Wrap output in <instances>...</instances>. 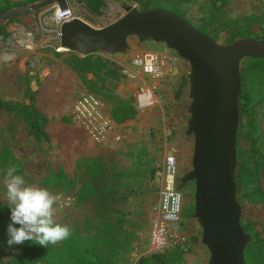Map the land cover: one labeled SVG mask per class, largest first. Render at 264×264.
Here are the masks:
<instances>
[{"label":"rangeland","instance_id":"obj_1","mask_svg":"<svg viewBox=\"0 0 264 264\" xmlns=\"http://www.w3.org/2000/svg\"><path fill=\"white\" fill-rule=\"evenodd\" d=\"M9 1L28 4L39 0ZM65 1L66 5L73 9L74 17L95 27H100L120 16L123 13L122 5H133L138 10L144 8L137 2L126 0H97L101 6L100 13L95 14L87 9L83 0ZM263 3L264 0H231L228 11L232 16L259 13ZM202 6L197 1H192L179 4V9L194 23H198ZM51 8L52 6H49L28 15L16 17L12 21H6L5 28L11 32V35L7 39L0 36V101L1 104L8 105L0 106V200L6 203L8 201L3 180L10 158L18 161L20 174L25 176L28 183L40 187H45L41 179L48 168L49 159L55 158L72 179L69 188L75 189L80 186L84 167L83 163L78 162L77 157L87 154L91 149L89 137L70 116L74 97L84 91L85 87L77 75L61 63L62 57H55L51 52L55 42L53 31L57 26L52 20ZM17 32L23 37L30 34L35 40V46L31 50H26L10 45L14 44L13 39ZM259 36L264 37V24ZM127 41L129 48L135 46L142 51L164 54L166 62L157 64L158 77L145 76L150 85H155L160 101L156 106L144 111L141 117L143 126H139L140 128L136 124L125 126V133L129 135L139 132L140 142L135 143L133 150L125 151L127 158L125 157L124 164L133 166L135 170L117 175L122 188L126 189L127 195L134 199L133 202L131 199L126 200L124 204L137 207L139 213L136 220L140 224L138 228L143 231L144 237L146 236L145 242L148 243V223L156 216L159 198V187L153 178L154 171L166 154H173L178 163L177 189L183 198L182 219L177 227L188 240V246L184 249L179 246L170 247L159 254H163L166 264H207L209 251L201 243V227L193 216L194 181H187L182 188L178 187L179 178L192 169L194 139L192 134H186L190 116L188 106L191 102L188 96L190 65L162 42L151 39L140 42L132 36L128 37ZM215 41L226 44V35L220 34ZM3 50L7 52V56L3 55ZM109 57L112 59L121 57L127 66H133L128 50L111 54ZM137 85L138 79L131 77L125 81L109 83L103 96L113 103L117 98H128ZM31 101L37 111L48 119L46 137H35L26 126L25 120L16 113L17 107L28 105ZM164 103L169 106L160 109ZM252 111L250 114L248 112L253 118L249 121L250 124L247 120L248 115L245 113L239 117V123L242 121L243 124L241 127L243 133L239 138L237 136V164L239 151L243 152V158L251 164L249 149L252 144L264 152V97ZM138 120L134 122L137 123ZM163 120L165 126L161 125ZM249 125H254L255 129L252 130ZM129 144L130 138L127 140V145ZM261 178L264 185V168ZM45 188L53 193L56 187ZM237 200L241 207L240 222L244 231L250 239L256 236L264 237V202L253 203L249 190L238 188V185ZM70 207L67 208L68 210L59 207L56 209L57 221L67 224L75 236L90 243L92 248L99 252L105 264H138V260L132 261L129 250L126 251L123 244H121L122 247L118 245L114 247L112 240L109 244H103L97 237L92 238L87 220L84 219L82 210L84 206L81 201L74 206L73 220H71L72 215L65 216V212L72 209ZM9 252L10 247L7 241L0 242V259L6 258Z\"/></svg>","mask_w":264,"mask_h":264},{"label":"water","instance_id":"obj_2","mask_svg":"<svg viewBox=\"0 0 264 264\" xmlns=\"http://www.w3.org/2000/svg\"><path fill=\"white\" fill-rule=\"evenodd\" d=\"M58 5L65 0H39L0 13V23ZM123 13L95 27L73 17L59 25L58 45L82 55L128 50V37L162 42L190 65L191 102L186 134L194 139L192 169L181 184L194 181V217L201 227L207 264H244L250 236L241 225L237 200V131L239 127L240 63L245 57L264 58V38L243 37L221 44L179 14L156 7L138 10L122 5Z\"/></svg>","mask_w":264,"mask_h":264},{"label":"trees","instance_id":"obj_3","mask_svg":"<svg viewBox=\"0 0 264 264\" xmlns=\"http://www.w3.org/2000/svg\"><path fill=\"white\" fill-rule=\"evenodd\" d=\"M33 1V0H32ZM88 10L95 14L100 13L101 3L97 0H83ZM137 2L144 6L141 10L163 7L169 9L186 20L195 28L211 36L214 40L222 33L226 35V44L239 38L259 36L264 24V3L259 13H249L243 16H232L228 7L231 0H126ZM197 1L202 6V13L198 17V23H194L179 9V4ZM22 3H12L9 0H0V13L11 7ZM16 18V17H15ZM10 19L9 21L14 20ZM11 32L5 28V22L0 23L1 38H9ZM51 52L55 57H62L61 63L74 72L86 91L93 92L104 99L111 108V117L115 124L123 125L134 122L139 118V112L133 104V96L128 98H117L113 103L104 98L103 94L108 89L109 83L125 81L122 66L102 51L80 55L76 51L57 52L54 48ZM241 92L239 95L240 117L245 113L250 124V112L261 102L264 97V58L245 57L241 61ZM176 95L174 96V98ZM7 103L0 106H8ZM16 113L24 120L26 126L35 137H46V126L48 119L34 107L32 101L28 105L17 107ZM249 112V114H248ZM245 123V125H248ZM242 121L239 123L238 138L242 136ZM252 130L254 125H249ZM245 132V131H244ZM249 152L252 162L249 164L243 158V152L239 151V162L236 169L238 188L249 190V196L253 203L264 202V185L261 172L264 168V152L251 145ZM5 156V155H3ZM80 162L84 164L81 176V186L78 192L80 201L96 194L99 188L98 180L106 176L105 171L100 173L102 164L97 157H81ZM20 164L14 158H10L9 165ZM45 187H58L67 189L72 179L66 174L59 162L53 158L49 159L48 168L42 177ZM11 213L8 203L0 200V242L8 240L7 228L11 223ZM19 227V225H16ZM138 264H166L163 254L152 253L142 255ZM0 264H105L98 251L92 248L86 241L78 238L73 233L61 242L60 245H49L48 248L38 246L30 241L21 245L10 247L9 255L0 259ZM244 264H264V237L256 236L250 239L244 251Z\"/></svg>","mask_w":264,"mask_h":264},{"label":"built area","instance_id":"obj_4","mask_svg":"<svg viewBox=\"0 0 264 264\" xmlns=\"http://www.w3.org/2000/svg\"><path fill=\"white\" fill-rule=\"evenodd\" d=\"M51 9L52 20L57 25L53 31L55 42L52 48L57 52L66 53L70 50L58 45L60 36L59 25L61 22L68 21L74 17L73 9L69 5L64 8L52 5ZM129 50L130 48H128V52ZM164 59V54L159 55L149 51L138 50L136 56L132 57L133 66L129 67L120 64L126 79L128 77L138 79V85L135 91L132 92V96L133 104L139 113H144V111L156 106L161 99L156 93L155 85H150L146 81L145 76L158 77L159 75H156V66L158 63L162 64L165 61ZM135 60H138V63ZM165 106L169 105L164 103V105L160 106V109ZM70 116L74 122L82 127L91 141L97 145L105 144L110 137L116 142H119L122 138V133L119 131L120 125L115 124L112 120L110 105L93 92L84 90L74 97L70 107ZM164 122V120L161 121V125L165 126ZM177 168L176 157L168 153L154 171L153 178L159 187L156 216L150 221L148 247L141 249L139 245H136L131 253L132 261H137L142 255L162 253L170 247L179 246L184 249L188 246V240L177 227L181 222L183 209V198L177 189ZM56 195L60 197L56 204L59 208H68L76 200L75 195L72 193L59 192Z\"/></svg>","mask_w":264,"mask_h":264},{"label":"crops","instance_id":"obj_5","mask_svg":"<svg viewBox=\"0 0 264 264\" xmlns=\"http://www.w3.org/2000/svg\"><path fill=\"white\" fill-rule=\"evenodd\" d=\"M34 41L35 40L30 34H28V36L26 37H23L19 32H17V35H15V38L13 39L14 44L10 45H14L17 49L31 50L33 46H35ZM138 50L139 49H137L135 46H130V56L134 58ZM2 53L4 56H7L6 51L3 50ZM114 60L117 61L119 64L126 65L122 61L121 57H117ZM135 62L138 63V60H135ZM133 63L134 62L132 60V64ZM142 115L143 113H139V120L137 119V123L130 122L128 124H123L119 126L121 127L119 128V131L122 133V138L119 142L114 141L110 137L105 144L97 145L93 143L89 138L91 142L90 151H88L87 154L77 157L78 162H80L79 159L81 157H97L99 159V162H101L102 164L100 173H102L103 171H105L106 173V176L101 177L98 180L99 188L97 189L96 194L92 197H88L84 201H81L84 206L82 207L84 219L87 220L89 232L92 233V238L97 237L103 244H109L112 240L114 247L115 245H118V247H120L121 244H123V248H125L126 251L129 250V254L133 252L134 247L136 245H139L141 249H146V247H148V243L145 242L146 236L144 237L143 231L139 230L140 224H138L136 220V217L139 213L137 211V207H133L130 205L126 206V204H124L126 200L131 199V201L133 202L134 199L132 198V196L127 195L126 189L122 188L121 182L118 180L117 175L118 173L122 172H131L130 170L134 169L133 166L124 164L125 157L127 158V156L125 155V151L128 149L133 150L135 143L138 144L140 142V140L138 139L139 132L136 131L135 133L129 135V133H125V126H134L135 124L138 127L143 126L144 123L142 122L143 120H141L143 119L141 118ZM129 138L130 144L128 146L127 140H129ZM53 159L59 162L57 159ZM84 169L85 168L83 167V170ZM63 171L68 174L64 169ZM80 186L76 187L75 189H70L68 187L64 190L58 189V187L54 188L55 190L53 194L61 192L72 193L73 195H75L76 200L70 207L72 209H70V211H68L67 213L65 212V216L72 215V218L70 217L71 220L74 219L75 215L74 206L78 201H80L78 198ZM55 207L56 209H58L56 205ZM67 221L68 219L66 220V222ZM148 224L150 229V222ZM88 244L91 246L90 243ZM114 250L117 251L116 249Z\"/></svg>","mask_w":264,"mask_h":264},{"label":"clouds","instance_id":"obj_6","mask_svg":"<svg viewBox=\"0 0 264 264\" xmlns=\"http://www.w3.org/2000/svg\"><path fill=\"white\" fill-rule=\"evenodd\" d=\"M3 183L11 213V223L7 228L9 247L30 241L48 248L71 236L70 227L56 219L58 195L45 187L28 183L15 164L6 169Z\"/></svg>","mask_w":264,"mask_h":264},{"label":"flooded vegetation","instance_id":"obj_7","mask_svg":"<svg viewBox=\"0 0 264 264\" xmlns=\"http://www.w3.org/2000/svg\"><path fill=\"white\" fill-rule=\"evenodd\" d=\"M180 181H181V177L179 178L178 187H179V188H182L184 185H182Z\"/></svg>","mask_w":264,"mask_h":264}]
</instances>
